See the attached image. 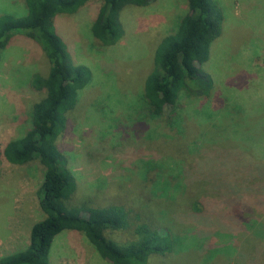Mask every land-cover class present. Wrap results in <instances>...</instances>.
Here are the masks:
<instances>
[{"label": "rangeland", "instance_id": "374dc122", "mask_svg": "<svg viewBox=\"0 0 264 264\" xmlns=\"http://www.w3.org/2000/svg\"><path fill=\"white\" fill-rule=\"evenodd\" d=\"M217 1L224 15L222 32L203 65L213 88L207 96H183L157 118L148 117L140 100L143 81L155 46L187 13V0L125 7L120 13L123 35L111 46H103L90 30L100 0L88 1L73 14H57L56 31L72 60L87 66L92 78L66 114L56 144L77 184L69 204L98 199L110 187L117 191L123 185L132 193L140 180V161L153 160L165 169L160 177L166 169H181L182 184L192 176L197 188H207L201 197L219 206L214 214L226 209L220 201L225 195L236 196L249 222L242 221L239 246L226 263L264 264V0ZM25 13L24 0H0V15ZM48 66L39 44L23 34L13 35L0 53V257L25 248L31 226L44 216L36 196L43 166L38 160L7 163L1 150L31 127L32 106L43 92L34 90L30 79L35 73L45 75ZM164 219L173 232L198 243L233 242V230L217 232L210 223L195 228L194 221L171 214ZM219 219L206 216L212 224ZM125 234L106 231L115 240ZM193 251L172 262L154 257L148 264H186ZM49 260L111 264L81 233L69 230L54 239Z\"/></svg>", "mask_w": 264, "mask_h": 264}, {"label": "trees", "instance_id": "16d2710c", "mask_svg": "<svg viewBox=\"0 0 264 264\" xmlns=\"http://www.w3.org/2000/svg\"><path fill=\"white\" fill-rule=\"evenodd\" d=\"M88 1L24 0V15H0V53L10 38L19 33L39 44L49 65L45 75L35 73L30 79L31 87L43 92L32 106L31 127L22 136L9 140L1 150L7 163L24 165L38 160L43 166L36 196L44 216L31 226L25 248L1 256L0 264H51L53 241L64 230L81 233L96 253L111 264H148L151 258L159 256L169 257L168 262H172L193 249L192 260L186 264L230 263L232 258H227L239 246L245 226L242 221L249 222L242 204L236 196L225 195L220 201L227 210L214 214L212 211H218L219 206L201 197L208 194L207 188H197L192 176L187 184H182L179 177L184 178L185 172L181 169L177 173L166 169L162 178L159 172L165 169L153 160H141L140 180L133 183L132 193L123 185L117 191L110 187L98 199L69 204L77 184L56 140L65 129L66 114L75 107L79 92L91 82L92 75L87 66L72 60L56 31L54 18L57 14H73ZM100 1L90 30L103 46H111L124 32L121 11L127 6H146L154 0ZM187 6L188 11L175 30L163 36L153 50L152 68L140 93L149 118L160 117L167 107L173 109L183 96H207L213 88L212 77L203 65L209 59L213 42L221 35L223 11L217 0H187ZM166 214L172 218L186 217L195 223L201 220L202 225L210 223L217 232L233 230V242L198 243L192 236L173 232L165 223ZM210 214L214 220L220 219L212 224L206 220ZM195 223V228H204ZM106 231L126 233V238L115 240Z\"/></svg>", "mask_w": 264, "mask_h": 264}]
</instances>
